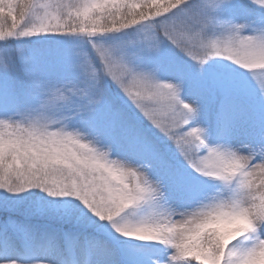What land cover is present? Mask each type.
<instances>
[{"label": "snow or ice", "instance_id": "1", "mask_svg": "<svg viewBox=\"0 0 264 264\" xmlns=\"http://www.w3.org/2000/svg\"><path fill=\"white\" fill-rule=\"evenodd\" d=\"M251 4L264 9V0ZM248 6L243 0H0V41L68 37L45 55L76 75L57 80L28 71L35 104H17L13 115L0 117V191L8 194L0 200L8 216L0 227L12 253L0 255V264H58L61 248L29 261L17 243L16 229L36 226L16 215L24 205L14 198L39 192L75 205L60 219L97 241L104 264L119 261L100 230L117 241L163 247L134 251L136 264H248L264 249V122L248 144L209 143L201 100L229 86L223 75L229 66L214 69L206 84L179 66L173 78L161 79L156 62L165 44L200 68L226 60L251 74L264 96V16L243 29L232 23L234 11ZM17 63L11 49H0V69L12 71ZM107 81L119 90L120 105L107 100ZM189 88L197 94L186 99ZM231 115L230 103L216 112L229 136ZM201 178L224 187L210 193ZM220 211L243 213L257 227L214 236L206 222ZM145 230L159 238H137ZM240 238L250 246H234ZM168 249L175 250L171 259Z\"/></svg>", "mask_w": 264, "mask_h": 264}, {"label": "trees", "instance_id": "2", "mask_svg": "<svg viewBox=\"0 0 264 264\" xmlns=\"http://www.w3.org/2000/svg\"><path fill=\"white\" fill-rule=\"evenodd\" d=\"M244 1L245 0H243V3ZM242 10L243 7L238 8L234 11L233 14H239L240 12H242ZM245 10L250 11L248 7H246ZM209 35H211V32H209ZM63 38L65 37L53 36V35H47V36L41 35L27 39L10 40L8 42L0 41V49H11L13 51L14 58L18 62L16 67L12 71L5 72L3 69H0V77L3 78L2 79L3 84L1 85L4 88H6L5 89L6 92H10L11 90H13L14 96L17 95L19 98L26 101L30 100L29 94L31 92L29 87V81L26 75L29 69L25 67L24 61L26 57L24 53L23 55H21V52L18 50V47L22 46L24 50H27V46H33L36 50H38V52H41L44 50H51L60 47L61 44L59 43V41L62 40ZM184 58L186 59V57ZM207 68H208V63H206L202 67V70L206 71ZM248 84L249 83L247 81L239 77L238 80L236 81L237 93L239 94L235 98L231 95L227 96V100L231 104V109H232V115H231L232 128L235 126L236 122L241 119L242 116L246 115L248 108H250V105L246 101L248 98H251L252 94L255 91H252V88ZM105 90H106L107 100L109 102L120 105L121 103L119 99L120 95L117 94L114 87L111 85V82L109 83V81H107L105 83ZM207 111H208L207 116H209V121L202 120L201 123L203 122L204 123L203 127L208 132H211V130L214 131L217 126L216 112L211 110H207ZM39 195H41V193H39ZM42 197L43 198L39 200L41 202V205H43L42 203L43 199L45 202H47L46 211L44 212L35 211L36 209L40 208L37 207V205H34L31 208V210H29L28 204L22 201L24 207H22L21 211L18 212L16 215L20 219L24 220L27 225L36 226L35 229L31 227H26V228L34 230L39 236H42V239L49 238L55 234H68L71 236H73V234L75 235L77 232V225L72 223H65L60 219L64 209H62V206L57 204L59 200L55 201L53 198L52 199L49 198L46 194L42 195ZM48 200L53 201L54 203L48 202ZM65 206L66 208H73V209L75 208V205H65ZM7 219H8L7 214L4 211L0 210V223H4ZM101 223L104 222L102 221ZM92 234H96V233H92ZM98 235L106 236L108 240L112 241L117 245L121 241H127L143 246L149 245L150 243V242L135 241L134 239L125 238L122 236L119 237V240L117 241L106 230H100ZM235 244L236 242L234 241L233 245L235 246Z\"/></svg>", "mask_w": 264, "mask_h": 264}, {"label": "rangeland", "instance_id": "3", "mask_svg": "<svg viewBox=\"0 0 264 264\" xmlns=\"http://www.w3.org/2000/svg\"><path fill=\"white\" fill-rule=\"evenodd\" d=\"M69 39L70 38L63 39V41L67 42ZM31 48H32V46H27V50H24L23 47L20 46V47H18V50L21 52V55H23V53L27 54L29 51H34V49H31ZM160 54H162L166 58V61H164V62L166 63L165 65H167V67L165 68V70H167V69L169 70L168 72L170 73L172 78L175 76V72L173 71L174 67L179 66V67L184 68L183 67V62H182L183 59L181 60V57H180L179 53L176 52L171 47H169L168 45L165 44V45L162 46ZM43 56H44V54H43ZM39 59H40V55L32 53V52L30 53V61H33V63H34L33 66H35V64H39L38 61H44V57H42L40 60ZM45 61H51V60L50 59H46ZM55 64L59 65L58 63H55ZM190 68H193V69H190ZM190 68L188 70L185 69V68L184 69L187 70L188 72L195 73V74L199 75L197 70L194 67H190ZM30 70L31 69H29V71ZM62 70H64V69H60L59 72L62 71ZM172 72L174 74H172ZM159 77L161 79H163L162 76H159ZM2 79L3 78L0 77V117L13 115V111H14V108L16 106V102L18 100V98H15V96L13 94V90H11L10 92H6V90H5L6 88H4L1 85V84H3ZM201 79L203 80V78H201ZM109 83H110V81H109ZM111 85L113 87H115V85H113L112 83H111ZM227 88L225 90H223V92H226ZM189 89H192V88H189ZM115 91L117 92V94L120 95L119 90L116 87H115ZM195 94H197V93L195 92ZM204 98H205V96L202 97V99H204ZM253 141H254V138L252 136H247V135H242V134H237V133H231V135L229 137V142L232 143L234 146H237V147L242 146L244 144H248V143L253 142ZM241 150L243 151V149H241ZM34 191H36V190H34ZM39 193H41V195H39V194L38 195H30L29 193H24V194H22L19 197H15L14 199H17V200H20V201H24L28 205L30 204L31 208L34 205H37V207H41V202L39 200L41 198H43L42 195H44L45 193H43V192H39ZM7 196H8L7 193H5L3 191H0V199H4ZM49 198L52 199V197H49ZM53 199L55 201L59 200L58 203L57 202L56 203L58 205L62 206V209L65 210L66 206L63 203V200L61 198H53ZM50 200H48V202L54 203L53 201H50ZM42 203L45 204L44 199H43ZM173 206H176V205L174 204ZM19 230H21V229H19ZM22 236L24 238V240H22V241L26 242V241H29V239H30L31 240L30 241V245L33 247L34 258L31 259V260L28 259L29 261L39 260V259H42V258H49L50 253L55 248H57V247L61 248V246L59 244V241L57 242L56 245L55 244L54 245H50L49 243H38L37 240L31 239L28 236L27 232H23ZM99 239L100 240H105L104 238H100V237H99ZM17 242H18V240H17ZM96 243H97V241L90 240L88 245H87V247H85L83 242H81V240H78V241L72 242L70 244V252H71L72 255L75 256V259H76V262H77L76 264H104L103 260H99V261L97 260L96 248H95V244ZM8 244H9V239H8V237L6 235L5 229L2 228V229H0V255H4L6 253L7 254H12L11 250L8 248ZM113 248H115V247L113 246ZM61 249H62V254L58 258V264H72V263H66L67 260H65L66 258H65V254H64L65 249L63 247ZM84 249L89 251L87 254L91 255L89 261H86L84 259V255H85V254H83ZM115 250H116V248H115ZM137 250L138 249H134L131 246L127 245L122 250V252L127 254V255L125 254V257L130 262H128V263L127 262H121V263L119 262V264H136V257L134 255H132V253L134 251H137ZM170 251H172V250L168 249L166 255ZM162 252H164V251H162ZM22 258H23V256H22ZM116 258L119 261L120 254L117 253V250H116ZM155 258H157V257H154V259Z\"/></svg>", "mask_w": 264, "mask_h": 264}, {"label": "clouds", "instance_id": "4", "mask_svg": "<svg viewBox=\"0 0 264 264\" xmlns=\"http://www.w3.org/2000/svg\"><path fill=\"white\" fill-rule=\"evenodd\" d=\"M250 2H256V0H250ZM234 25L240 26L242 29L248 26H253V21H232ZM211 211V209H209ZM207 226L212 231V234L215 236L217 234L223 236L227 232H239L243 235L245 232L254 231L257 227V222L254 221L251 217L233 211H220L215 215H211L207 220ZM236 226V227H232ZM137 238L139 239H158L156 233L150 231H142L138 234ZM168 258L171 259L175 255V250L170 251ZM177 264V262H173ZM248 264H264V249H261L255 256L254 259L248 261Z\"/></svg>", "mask_w": 264, "mask_h": 264}]
</instances>
